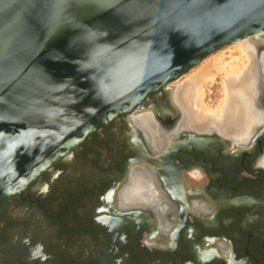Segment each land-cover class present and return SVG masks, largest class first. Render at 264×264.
<instances>
[{
  "label": "flooded vegetation",
  "instance_id": "obj_1",
  "mask_svg": "<svg viewBox=\"0 0 264 264\" xmlns=\"http://www.w3.org/2000/svg\"><path fill=\"white\" fill-rule=\"evenodd\" d=\"M256 64L235 137L190 123L170 83L88 134L5 202L0 264H264Z\"/></svg>",
  "mask_w": 264,
  "mask_h": 264
},
{
  "label": "water",
  "instance_id": "obj_2",
  "mask_svg": "<svg viewBox=\"0 0 264 264\" xmlns=\"http://www.w3.org/2000/svg\"><path fill=\"white\" fill-rule=\"evenodd\" d=\"M256 37L264 0H0V210L96 128Z\"/></svg>",
  "mask_w": 264,
  "mask_h": 264
},
{
  "label": "bare ground",
  "instance_id": "obj_3",
  "mask_svg": "<svg viewBox=\"0 0 264 264\" xmlns=\"http://www.w3.org/2000/svg\"><path fill=\"white\" fill-rule=\"evenodd\" d=\"M235 45L233 46L238 51V55L231 57V48L227 57L230 59L229 61H227L228 59L224 60L225 57L221 53L215 55L212 61L208 60L209 63H205V61V64L172 87L169 93L172 103L185 111L187 119L190 123L193 122V125L200 127L215 126L221 134L231 129L239 134L242 131L240 127L247 125L251 115L246 100L253 93L249 72L250 61L257 55L255 53L260 50L258 56L264 64V38H248L237 42ZM215 74H224L222 80L223 97L218 108L212 110L207 108L201 97L203 96V84H207V80L213 81ZM194 101L196 105H194ZM218 102L217 100L216 103Z\"/></svg>",
  "mask_w": 264,
  "mask_h": 264
},
{
  "label": "rangeland",
  "instance_id": "obj_4",
  "mask_svg": "<svg viewBox=\"0 0 264 264\" xmlns=\"http://www.w3.org/2000/svg\"><path fill=\"white\" fill-rule=\"evenodd\" d=\"M235 44H237V43H234V44H232L231 46H228V47H224V48H222V49H220L219 51H216V52H213V53H211L210 55H208L207 57H205L197 66H195L194 68H192L190 71H188L185 75H183V76H181V77H179V78H177L176 80H174V81H172L170 84L171 85H173V87H174V85H176V84H179V82H181V80L184 78V77H186L187 75H189V74H191V72H193V71H195V70H197L201 65H203V64H205V63H207L208 62V60L209 61H212V59H213V57L215 56V55H218V54H223L222 56L223 57H225V59L224 60H227V61H229L230 59L229 58H227L228 57V54L230 53V50H231V53H232V55H231V57H235L236 55H238V51L237 50H235ZM233 45H235V46H233ZM231 48V49H230ZM229 50V51H228ZM235 51V52H234ZM218 52V53H217ZM211 57V58H210ZM206 61V62H205ZM252 61V62H251ZM251 61H250V70H249V72H250V75H251V80H250V82H251V86H252V89L254 88V82H255V75H254V69H255V67L257 66V62L258 63H260V65H259V67L262 69V71H264V64H263V62H262V59L260 58V56L259 57H257V58H252L251 59ZM205 62V63H204ZM209 63V62H208ZM223 75L224 74H215V76L213 77V78H215V79H213V81L211 80H207L208 82H207V84L205 83V84H203V86L204 87H202V89H203V91H202V93H203V96L201 97V99H202V101H203V103L207 106V108H209V109H216V107L218 108V105L220 104V100L222 99V97H223V91H222V80H223ZM211 82V83H210ZM219 82H220V84H219ZM209 83V84H208ZM214 83V84H213ZM205 88V89H204ZM221 88V89H220ZM221 92V93H220ZM207 95H206V94ZM206 95V96H205ZM250 97V99L247 101L248 102V104H249V106H250V109H251V102H252V96L250 95L249 96ZM220 98V99H219ZM205 100V101H204ZM207 100V101H206ZM217 100L219 101L218 103H216L217 102ZM210 101V102H209ZM214 104V105H213ZM194 105H196V102L194 101ZM209 106V107H208ZM193 110H195L194 108H192ZM215 127V126H214ZM216 128V127H215ZM216 131L218 132V133H220L218 130H217V128H216ZM231 131V130H230ZM232 134H234L233 133V131L231 132ZM221 134V133H220ZM234 137H235V134H234Z\"/></svg>",
  "mask_w": 264,
  "mask_h": 264
}]
</instances>
